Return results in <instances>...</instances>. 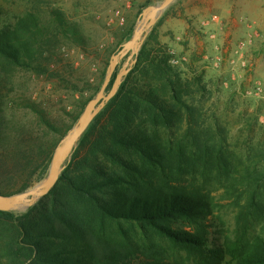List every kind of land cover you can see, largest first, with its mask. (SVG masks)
<instances>
[{"label":"trees","instance_id":"trees-1","mask_svg":"<svg viewBox=\"0 0 264 264\" xmlns=\"http://www.w3.org/2000/svg\"><path fill=\"white\" fill-rule=\"evenodd\" d=\"M26 17L0 28V96L4 65L44 70L45 30L39 17ZM156 28L50 194L25 212L0 211V264H221L227 256L226 264H264V238L250 239L246 226L235 243L220 247L208 238L204 220L213 201L194 176L197 166L222 159L220 150L198 140L205 115L196 97L204 98L207 85L170 64ZM120 71L118 66L107 92ZM28 106L55 139L13 127L8 106L0 105V182L21 178L17 194L47 177L54 149L67 132ZM166 243L186 256L172 258Z\"/></svg>","mask_w":264,"mask_h":264},{"label":"rangeland","instance_id":"rangeland-1","mask_svg":"<svg viewBox=\"0 0 264 264\" xmlns=\"http://www.w3.org/2000/svg\"><path fill=\"white\" fill-rule=\"evenodd\" d=\"M163 1L0 0V28L5 23L16 26L28 14H34L45 30L43 39L47 38L40 62L44 70L37 72L9 65L1 68L6 88L0 96V105L8 106L7 119L14 122L11 125L35 129L43 136L48 133L49 140L55 139L54 133L41 127L37 115L28 108L32 104L57 129H67L54 149L53 160L62 140L84 114L89 99L95 98L102 88L112 51L129 42L144 20L143 13ZM228 8L225 0H177L158 17L154 26L162 45L170 46L175 55H190L189 61L178 67L185 76H201L207 85L204 98L195 96L197 107L204 108L205 115L198 140L220 150L222 160L197 166L194 177L210 192L213 212L204 221L209 240L220 247L226 241H240L244 226L250 239L264 238V93L262 97L247 95L253 83L243 74L237 81L232 80L228 61L237 57L235 53L247 33L242 30L229 34L228 23L234 16L226 12ZM240 9L252 22V30L261 35L256 40L258 47L264 45V0H248ZM214 15L221 18L220 24L213 22ZM130 28L132 36L123 43L122 38ZM212 34H216L214 39ZM219 45L224 50V63L221 69H216L212 64ZM257 45L250 49V58L263 54V46ZM128 56L119 63L121 70ZM256 81L264 84V76H258ZM137 161L140 160H133ZM22 183L21 178L4 179L0 192L15 195ZM184 229L194 231L189 226ZM165 247L172 258L178 254L186 256L172 243H166ZM229 257L221 264H226Z\"/></svg>","mask_w":264,"mask_h":264},{"label":"water","instance_id":"water-1","mask_svg":"<svg viewBox=\"0 0 264 264\" xmlns=\"http://www.w3.org/2000/svg\"><path fill=\"white\" fill-rule=\"evenodd\" d=\"M176 1L177 0H164L160 5L150 8L143 13V26L138 27L133 38L122 46V49L119 53L112 57L107 77L101 90L97 96L89 102L77 125L69 132V134L62 140L61 144L56 149L49 172L44 182L36 187L16 195H4L0 193L1 212H25L30 207L36 205L41 199L49 195L50 192L55 188L59 182L62 172L66 168V165L70 162L80 139L97 118V116L103 111L106 105L116 97L120 87L123 84L124 78L136 65L137 57L150 32L155 26L158 17L165 13ZM128 54L129 56L126 64L117 75L111 91L107 92L119 63Z\"/></svg>","mask_w":264,"mask_h":264},{"label":"built area","instance_id":"built-area-1","mask_svg":"<svg viewBox=\"0 0 264 264\" xmlns=\"http://www.w3.org/2000/svg\"><path fill=\"white\" fill-rule=\"evenodd\" d=\"M212 20L217 24H220L221 22V18L218 15H214L212 17ZM260 36L261 35L258 31H252V33H249L247 38L240 43V46L235 53L237 57H235V59H230L228 61V66L232 74V80L237 81L238 78L243 74V76L247 77L248 81L253 83L252 88L248 89L246 91V94L249 96L255 95L256 97L263 96L264 84H262L259 81H256V79L254 78L255 66L253 64L252 59L248 56V53L255 44L256 40L260 38ZM215 37L216 34L211 35V38L214 39ZM170 55H171L170 64L173 67H177V68L186 64L189 61V57H190L189 54L178 56L175 55L174 53H170ZM213 63L216 69H220L224 63V57L221 56L217 58Z\"/></svg>","mask_w":264,"mask_h":264},{"label":"crops","instance_id":"crops-1","mask_svg":"<svg viewBox=\"0 0 264 264\" xmlns=\"http://www.w3.org/2000/svg\"><path fill=\"white\" fill-rule=\"evenodd\" d=\"M225 1H226V5L229 7L228 10L226 9V12L228 14H231L234 16V18H232V20L230 19L229 23H228L230 26L229 34H237L243 30V31H246V33H247L246 36H248V34L252 33V31H253L252 30L253 25L251 24L252 22L250 23L249 20L243 16V10L240 9V5L244 4V2H248V0H225ZM225 27H226V25H225ZM221 31L223 32V29ZM224 34H225V32H224ZM257 43L258 42L256 41L252 48L256 47ZM219 46L220 47H216L217 48V53H216L217 58L221 57L224 54V50H223L222 45H219ZM262 46L264 48V45L260 44L261 48H262ZM260 47H258V45H257V48H260ZM167 48H168L169 53L175 52L174 50H172V48L170 46ZM257 50H259V49H257ZM251 59H252L253 64L255 66L254 78L257 79L258 76L259 77L264 76V50H263V54H261L260 57L254 58L251 56ZM212 65L214 67V63ZM228 69H229V67H228Z\"/></svg>","mask_w":264,"mask_h":264},{"label":"bare ground","instance_id":"bare-ground-1","mask_svg":"<svg viewBox=\"0 0 264 264\" xmlns=\"http://www.w3.org/2000/svg\"><path fill=\"white\" fill-rule=\"evenodd\" d=\"M140 23H141V24L139 25V27H142L143 24H144V21H141Z\"/></svg>","mask_w":264,"mask_h":264}]
</instances>
